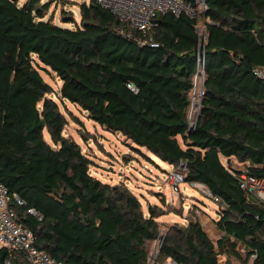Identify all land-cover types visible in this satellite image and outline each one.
Here are the masks:
<instances>
[{
	"label": "trees",
	"instance_id": "obj_1",
	"mask_svg": "<svg viewBox=\"0 0 264 264\" xmlns=\"http://www.w3.org/2000/svg\"><path fill=\"white\" fill-rule=\"evenodd\" d=\"M50 2L0 0V182L37 248L66 264H148L160 237L153 264H264V205L229 171L264 176V81L251 72L264 65V0H204L195 16L159 15L145 33L95 0L79 3L73 28L61 26L45 18ZM41 70L58 77V89ZM64 101L136 149L185 164L184 182L219 198L218 238L195 217L159 236L163 212L144 209L125 182L94 175L80 142L64 134ZM7 261L27 264L0 246V264Z\"/></svg>",
	"mask_w": 264,
	"mask_h": 264
},
{
	"label": "rangeland",
	"instance_id": "obj_2",
	"mask_svg": "<svg viewBox=\"0 0 264 264\" xmlns=\"http://www.w3.org/2000/svg\"><path fill=\"white\" fill-rule=\"evenodd\" d=\"M48 1L51 2L45 18L52 19L58 25L73 28L80 19L79 3L88 0H41ZM69 16L74 21H65ZM41 73L54 89L59 88L61 81L53 72L41 70ZM61 107H64L68 120L64 134L80 142L82 149L93 160L92 173L108 183L125 182L139 198L144 209L151 205L163 212L157 217L159 236L171 224L184 225L189 217H195L202 222L213 240L218 238L220 232L214 222L219 217V205L206 193L204 185L180 182L178 190L174 191L169 174L178 170L177 167L160 160L145 148L136 149L123 135L105 129L70 102L64 101ZM160 242V237L154 241L148 264L154 263ZM166 264L175 263L169 259ZM220 264H227L224 257L220 258Z\"/></svg>",
	"mask_w": 264,
	"mask_h": 264
},
{
	"label": "built area",
	"instance_id": "obj_3",
	"mask_svg": "<svg viewBox=\"0 0 264 264\" xmlns=\"http://www.w3.org/2000/svg\"><path fill=\"white\" fill-rule=\"evenodd\" d=\"M95 2L110 11L129 31L139 30L145 33L156 24V18L159 15L170 13L178 16L181 13H186L195 16L197 10H204V0H95ZM122 33L123 31L120 30ZM199 35L205 33L204 28L197 27ZM197 69L192 88L191 98V116L197 115L200 100L204 93V55L201 54L200 43L197 53ZM252 74L264 81V65L257 64L251 67ZM178 170L170 172L169 178L174 191L179 188L180 182H184L181 169H185V164L179 162ZM229 171L237 177L239 187L246 195H252L255 199L264 205V176H257L248 171V169L240 168L238 171L229 169ZM189 185H195L197 182H186ZM206 193L219 200L217 196H213L208 189ZM10 196L7 187L0 182V246L10 249L13 253L25 258L27 264H66L64 261L56 260L49 255L45 250L37 248L35 245L34 233L21 225L15 219V213L9 205ZM17 204H23V201L15 196ZM27 211L38 219L42 215L33 207ZM6 264H10L9 261Z\"/></svg>",
	"mask_w": 264,
	"mask_h": 264
},
{
	"label": "water",
	"instance_id": "obj_4",
	"mask_svg": "<svg viewBox=\"0 0 264 264\" xmlns=\"http://www.w3.org/2000/svg\"><path fill=\"white\" fill-rule=\"evenodd\" d=\"M201 45H202L201 54L204 55V52H203L204 40H202ZM162 236H163V235H162ZM159 247H160V246H159ZM158 249H159V248H158Z\"/></svg>",
	"mask_w": 264,
	"mask_h": 264
},
{
	"label": "crops",
	"instance_id": "obj_5",
	"mask_svg": "<svg viewBox=\"0 0 264 264\" xmlns=\"http://www.w3.org/2000/svg\"><path fill=\"white\" fill-rule=\"evenodd\" d=\"M194 116L196 117V115L194 114Z\"/></svg>",
	"mask_w": 264,
	"mask_h": 264
}]
</instances>
